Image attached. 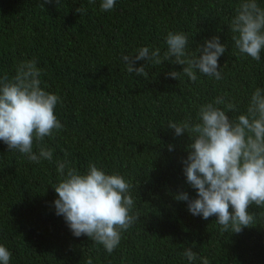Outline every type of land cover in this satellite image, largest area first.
I'll use <instances>...</instances> for the list:
<instances>
[{"label":"trees","instance_id":"1","mask_svg":"<svg viewBox=\"0 0 264 264\" xmlns=\"http://www.w3.org/2000/svg\"><path fill=\"white\" fill-rule=\"evenodd\" d=\"M101 2L0 0V79L35 60L41 87L60 97L55 115L64 126L42 141L53 150L51 162H32L0 141V245L12 253L9 264H189L186 248L197 253L192 264H201L199 257L209 264H264V207L251 205L254 223L232 234L221 232L217 217L193 216L174 199L181 192L197 196L183 171L191 140L167 127L187 117L197 122L200 106L225 94L239 109L227 113L235 119L252 92L264 89V51L255 61L232 40L239 0H116L111 11H102ZM257 2L264 8V0ZM169 32L188 35L190 56L219 36L227 46L218 61L222 79L198 70L196 82L183 74L173 79L167 74L184 66L172 60L136 62L134 68L145 65L147 79L127 72L123 56L142 47L163 55ZM65 158L81 173L92 161L132 185L131 214L138 220L111 254L87 236L75 237L55 214L56 161Z\"/></svg>","mask_w":264,"mask_h":264},{"label":"clouds","instance_id":"2","mask_svg":"<svg viewBox=\"0 0 264 264\" xmlns=\"http://www.w3.org/2000/svg\"><path fill=\"white\" fill-rule=\"evenodd\" d=\"M115 4L116 0H102L100 8L111 11ZM76 11L82 15L84 9L80 7ZM229 27L239 53L260 61L264 51V8L257 0H239ZM165 42L167 50L163 55L160 48L142 47L135 55L123 56L127 72L147 79L145 65L134 68L136 62L145 60L160 65L172 60L184 66L182 72L167 74L173 79L178 80L183 74L196 82L197 70L216 80L222 79L218 61L227 46L220 42L219 36L206 40L199 47V56L187 53L186 33L169 32ZM41 75L42 70L31 60L19 63L11 78L5 75L0 79V141L9 151L19 152L35 163L53 160V150L42 141L64 127L55 115L60 97L41 87ZM226 97L227 94L218 96L201 105L197 122L187 117L181 122L170 121L167 127L176 136L187 133L191 140L183 171L197 196L190 199L186 192H181L174 199L186 202L193 216L205 220L217 217L221 232L230 230L239 234L254 223L255 214L248 211L249 207L253 204L264 207V89L257 87L252 92L246 110L235 119L227 113L239 109ZM34 141L38 153L33 151ZM56 168L61 179L54 187L58 196L53 202L55 214L64 218L75 237L87 236L111 254L118 247L122 233L138 220L137 215L131 214L132 185L119 173L106 174L92 161L86 173L71 166L67 158L56 161ZM182 255L189 264L198 259L191 248H186ZM11 257L12 253L0 245V264H9ZM199 259L201 264H209L206 257Z\"/></svg>","mask_w":264,"mask_h":264}]
</instances>
